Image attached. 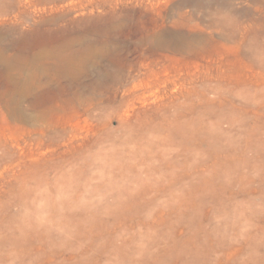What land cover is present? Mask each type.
<instances>
[{"label":"clouds","instance_id":"obj_1","mask_svg":"<svg viewBox=\"0 0 264 264\" xmlns=\"http://www.w3.org/2000/svg\"><path fill=\"white\" fill-rule=\"evenodd\" d=\"M239 48L264 73V35ZM90 127L0 181V264H264V80L100 102Z\"/></svg>","mask_w":264,"mask_h":264},{"label":"rangeland","instance_id":"obj_2","mask_svg":"<svg viewBox=\"0 0 264 264\" xmlns=\"http://www.w3.org/2000/svg\"><path fill=\"white\" fill-rule=\"evenodd\" d=\"M253 35L264 0H0V181L86 143L100 102L137 116L192 83L261 82Z\"/></svg>","mask_w":264,"mask_h":264}]
</instances>
